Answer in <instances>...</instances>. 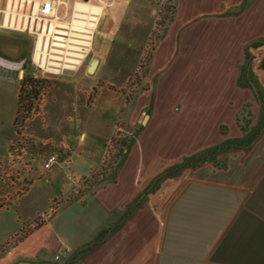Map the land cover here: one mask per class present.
<instances>
[{
  "label": "crops",
  "instance_id": "obj_1",
  "mask_svg": "<svg viewBox=\"0 0 264 264\" xmlns=\"http://www.w3.org/2000/svg\"><path fill=\"white\" fill-rule=\"evenodd\" d=\"M5 18L19 79L28 21ZM263 59L264 0H175L135 97L0 117V264H264Z\"/></svg>",
  "mask_w": 264,
  "mask_h": 264
},
{
  "label": "rangeland",
  "instance_id": "obj_2",
  "mask_svg": "<svg viewBox=\"0 0 264 264\" xmlns=\"http://www.w3.org/2000/svg\"><path fill=\"white\" fill-rule=\"evenodd\" d=\"M62 1L68 2L67 16L63 23L72 22L76 2L98 4L101 7L100 17L98 15L94 23L89 52L80 64L64 69L56 67L59 64L51 60L60 58L51 56L48 52L47 61L52 65L38 66L32 60L38 37L26 30L24 33L26 39L24 40L25 59L23 62L25 64L24 66L22 64L19 79L28 75L32 77L33 81L30 85L23 86L17 124L22 123L26 118L40 114L43 106L53 95L84 97L86 105L89 106L93 104L95 97L116 99H123L122 96L124 99L135 97L144 85L145 66L152 55L154 43H156L158 35H161L163 29L169 24L167 18L164 20V16H168L170 9L175 7V0ZM5 2L6 0H0V8L5 7ZM116 11L119 13L116 14ZM2 14L0 11V21H2ZM18 19L21 21V17ZM20 21L18 25L15 23V28L12 29L21 28L22 22L20 24ZM162 22L165 24L164 27L158 26ZM68 28L70 30V27ZM64 30L67 31L65 28L61 29L65 32ZM66 34L70 36L68 42L79 43L83 41L80 40L82 38L74 39L71 37H80L77 34L84 35V33L70 30ZM56 36L61 37L60 35ZM56 40H61V38ZM76 47L78 46L71 48L74 50ZM95 48L100 49L96 50ZM5 50V46L1 45L0 53L3 54L1 51ZM99 55L104 58L105 65L97 68L93 75L87 74L85 72L86 64L91 57H99ZM17 77L15 68L4 65L0 67V117L3 119L9 120L16 107V93L20 88V80ZM72 97H69L68 102L70 104L76 103ZM79 99L81 100V98ZM38 219L39 217L36 216L31 220L25 231H28L31 223Z\"/></svg>",
  "mask_w": 264,
  "mask_h": 264
},
{
  "label": "built area",
  "instance_id": "obj_3",
  "mask_svg": "<svg viewBox=\"0 0 264 264\" xmlns=\"http://www.w3.org/2000/svg\"><path fill=\"white\" fill-rule=\"evenodd\" d=\"M9 0H6L5 7L2 9V12L4 15L10 16V18H15V22L18 20V18L21 17L25 19V21H28V26L26 23V29L29 30L31 33H35L37 37L40 33H43L42 35V50L44 48L45 41H47V48L48 52L51 56H57L60 59H51L53 61H56V63L59 64V66L62 69L67 67H73L76 64H80L81 60H84L86 55L89 52V48L91 46L92 42V34L94 30V26L92 28H87L88 39H80V37H71L74 39H80L85 41L83 44L80 43H72L68 42L70 39V36L66 34V32H69V28H65L67 31H65L64 35L61 34H54L49 30L50 22L53 20L64 22V19L67 16V4L68 2L62 1V0H11L9 9L7 8V3ZM36 3V5H35ZM8 12V13H7ZM100 15V14H98ZM20 21V22H21ZM48 23V25H47ZM45 25V30L43 31V27ZM63 30V29H62ZM39 31V32H38ZM86 31V30H85ZM80 32V31H77ZM82 33V32H80ZM60 35L61 40L53 39L54 36ZM82 41V42H83ZM57 44V45H56ZM78 46L80 51L73 50L71 47ZM72 52H79L81 54V58L70 56V53ZM53 53V54H51ZM58 54V55H56ZM60 54V55H59ZM42 53L39 55L38 59L34 61V63L38 66L41 65V59H42ZM69 60V61H68ZM70 60H77V62H70ZM58 161V156L55 152L47 154L43 158V167L45 169H50L56 162ZM58 200L54 199L51 202L50 206H53L55 203H57ZM45 212L41 215H37L39 218L44 216ZM29 227V222L24 224L23 227H21V234H24L25 229ZM19 234V235H21ZM17 237V236H16ZM15 239V236H12L9 241L13 242ZM67 249H62L60 253H58L55 257V259H59L61 254H66Z\"/></svg>",
  "mask_w": 264,
  "mask_h": 264
},
{
  "label": "bare ground",
  "instance_id": "obj_4",
  "mask_svg": "<svg viewBox=\"0 0 264 264\" xmlns=\"http://www.w3.org/2000/svg\"><path fill=\"white\" fill-rule=\"evenodd\" d=\"M10 2L11 0H9V2L7 3V8L9 9L10 7ZM36 5V3H35ZM101 12V7L98 4H88V3H82L81 1L76 2L74 4V13H73V19L71 23H63L62 21H56L53 20L50 22V26H49V30L53 33H60V34H65V32L61 31V29L64 28H68L70 27V30H76V31H80L82 33H89L87 31V28H92L94 26L95 21L97 20V16L98 14H100ZM6 21L4 20V22L8 21V15H6ZM20 19H18L16 21V24H19ZM15 23V18H11L10 24H14ZM25 23V22H24ZM45 25L43 27V31L45 30ZM57 28H61V29H57ZM86 30V31H85ZM74 34V33H72ZM42 35L43 33H40L38 36V40H36V47H35V60L38 59L39 55L42 53V59H41V64L42 66L44 65H52L49 61H47L48 59V48H47V41L48 39L45 41L44 44V48L42 50ZM77 36H80V38L82 39H88V35L84 34V35H80L77 34ZM61 37L59 36H54V39H60ZM80 44H83L84 42H79ZM74 50L80 51L79 47L74 48ZM70 56H75V57H79L81 58V54H79V52H72L70 53ZM51 58V56H50ZM69 61V60H68ZM70 62H77V60H70Z\"/></svg>",
  "mask_w": 264,
  "mask_h": 264
},
{
  "label": "trees",
  "instance_id": "obj_5",
  "mask_svg": "<svg viewBox=\"0 0 264 264\" xmlns=\"http://www.w3.org/2000/svg\"><path fill=\"white\" fill-rule=\"evenodd\" d=\"M169 10V9H168ZM173 10H174V8H172V9H170V14L168 15V16H164V20L166 19V20H168V22H170L171 21V19H172V14H173ZM165 11L167 12V9H165ZM164 22H162V24L161 25H158V26H163L164 27ZM166 28V27H165ZM165 28L163 29V32H164V30H165ZM163 32H162V34H163ZM162 34L161 35H158V37H157V39H159L161 36H162ZM25 64V63H24ZM24 64H23V66H24ZM262 67H264V59H263V62H262V65H261ZM20 88H19V91H18V96H17V103H16V114L14 115V122H17L18 121V118H17V115H18V109L20 108V105H21V99H22V92H23V86H28V85H30L31 83H32V77L31 76H28V75H24V77H21L20 79ZM29 93V92H28ZM27 97V96H26ZM27 107V106H26ZM29 109H30V107H29ZM203 155H204V153H199V154H197V155H194L193 157H191V160H193V161H198V160H200V159H202V157H203ZM188 159L189 158H185L184 160H183V162L179 165L180 167H183V166H185L186 165V163L185 162H187L188 161ZM190 160V159H189Z\"/></svg>",
  "mask_w": 264,
  "mask_h": 264
},
{
  "label": "water",
  "instance_id": "obj_6",
  "mask_svg": "<svg viewBox=\"0 0 264 264\" xmlns=\"http://www.w3.org/2000/svg\"><path fill=\"white\" fill-rule=\"evenodd\" d=\"M99 61L100 59L98 58V56L91 57L90 61H88V63L86 64L85 72L87 74L93 75L95 73Z\"/></svg>",
  "mask_w": 264,
  "mask_h": 264
}]
</instances>
